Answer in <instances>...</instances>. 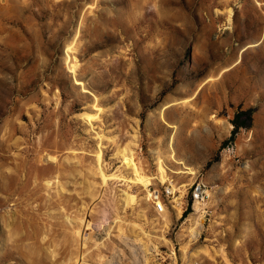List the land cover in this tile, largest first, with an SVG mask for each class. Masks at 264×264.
<instances>
[{
	"label": "rangeland",
	"instance_id": "rangeland-1",
	"mask_svg": "<svg viewBox=\"0 0 264 264\" xmlns=\"http://www.w3.org/2000/svg\"><path fill=\"white\" fill-rule=\"evenodd\" d=\"M0 264H264V0H0Z\"/></svg>",
	"mask_w": 264,
	"mask_h": 264
},
{
	"label": "trees",
	"instance_id": "trees-1",
	"mask_svg": "<svg viewBox=\"0 0 264 264\" xmlns=\"http://www.w3.org/2000/svg\"><path fill=\"white\" fill-rule=\"evenodd\" d=\"M244 123L240 122V121H237L235 122V127L238 128L239 126H243Z\"/></svg>",
	"mask_w": 264,
	"mask_h": 264
}]
</instances>
